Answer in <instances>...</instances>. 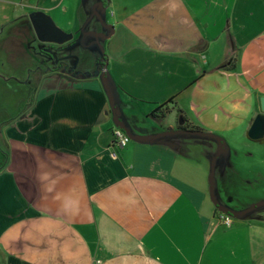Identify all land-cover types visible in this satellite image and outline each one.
Listing matches in <instances>:
<instances>
[{
    "label": "crops",
    "instance_id": "1",
    "mask_svg": "<svg viewBox=\"0 0 264 264\" xmlns=\"http://www.w3.org/2000/svg\"><path fill=\"white\" fill-rule=\"evenodd\" d=\"M33 12L73 35L49 62L83 75L42 54L48 67L29 102L7 95L0 106V264H264V211L227 215L226 226L209 199L216 141H129L113 158L116 128L94 73L104 57L131 134L177 130L180 110L226 140L260 112L264 0H0V45ZM223 168L220 179L235 174Z\"/></svg>",
    "mask_w": 264,
    "mask_h": 264
},
{
    "label": "rangeland",
    "instance_id": "2",
    "mask_svg": "<svg viewBox=\"0 0 264 264\" xmlns=\"http://www.w3.org/2000/svg\"><path fill=\"white\" fill-rule=\"evenodd\" d=\"M25 20L27 26L22 33H18L20 37L17 35L15 36L14 32H12L9 35L14 34V37L4 41V45H0V59H2L4 63L3 67L0 66L1 108L11 103L7 95H10V99L15 103L16 107H22L29 102L28 95L33 88L38 86L40 75L43 73L42 70L44 65L42 63L50 61V57L47 58L46 56L47 60H42V54H49L51 50L54 51L59 48V45L40 43L36 39L31 27H29L28 16L25 17ZM30 48H33L37 53L35 54ZM96 52H98V49ZM31 54L35 55L33 61L30 57ZM91 56L90 54L89 60H86V63H84L86 68L91 67ZM83 61L84 58L80 56V62ZM31 66H34L33 70L29 69L27 72L26 67L32 69ZM48 66L51 68L57 67L56 64L53 65L51 62H49ZM48 66H45V68ZM4 91L8 93L5 94V96L3 95ZM179 99L180 95L175 101L177 102ZM3 115L4 113L0 112V117ZM248 129L245 130L244 126H237L225 133V141L228 146L225 147L218 157V162H216L215 167H213L214 196L221 206L225 207V205H229V210L231 211L247 210L252 205L264 202V143L251 141L247 136ZM212 160L208 166L209 172L207 171L206 176L207 183L212 169ZM220 164L221 169L223 165H225V168L222 170L223 173L226 174L228 172H226V169L230 166L235 174L229 177L230 174L227 173L226 177L220 179V172L218 169ZM219 194L223 195V200L219 198ZM263 211L264 206L259 207L248 213L247 217L253 218L258 216L257 214L259 212ZM215 214L217 216V213Z\"/></svg>",
    "mask_w": 264,
    "mask_h": 264
},
{
    "label": "water",
    "instance_id": "3",
    "mask_svg": "<svg viewBox=\"0 0 264 264\" xmlns=\"http://www.w3.org/2000/svg\"><path fill=\"white\" fill-rule=\"evenodd\" d=\"M99 6H101V3H99ZM103 9V8H102ZM29 18V24L31 26V29L36 37V39L40 43H46V44H52V45H63L68 43L72 40L73 35L64 32L61 30L55 22L46 14L41 12H33L28 15ZM100 38L104 39V35H98ZM95 75H99L101 79V83L103 86V89L105 91V94L108 99L109 107H110V114L112 117L113 124L115 125L116 129L121 130L129 139L130 141L137 142V143H151L155 141L158 138L165 137V136H173V135H181V134H188V135H195L200 136L204 138H210L214 139L217 143V152L216 155L211 159V173L209 175V181H208V189H209V196L212 204L215 206V208L220 212L221 214L233 216L234 218L243 219L245 215L250 213L251 211H254L255 209L264 206V202L258 203L256 205L250 206L247 210L243 211H228L229 209H226L225 207L221 206L217 199L214 196V174H213V167H215V163L218 160V157L221 155L223 150L226 147V142L221 137H216L212 135L211 133H203V132H192V131H186V130H173V131H167L163 132L157 135H135L131 134V132L125 127L124 123L120 119V112L119 109L115 106L113 93L111 90V85L109 82V77L106 71V61H105V67L100 72L98 70H95ZM179 125H183L182 120H179ZM248 138L253 142H261L264 140V97L260 98V112L254 117L248 132H247Z\"/></svg>",
    "mask_w": 264,
    "mask_h": 264
},
{
    "label": "built area",
    "instance_id": "4",
    "mask_svg": "<svg viewBox=\"0 0 264 264\" xmlns=\"http://www.w3.org/2000/svg\"><path fill=\"white\" fill-rule=\"evenodd\" d=\"M113 137L114 139L111 144V146L113 147V152L111 153V156L113 158H117V152H115V150H121L125 148L130 139L119 129L114 130ZM222 221L226 226H230L233 222L232 218L229 216H224Z\"/></svg>",
    "mask_w": 264,
    "mask_h": 264
},
{
    "label": "trees",
    "instance_id": "5",
    "mask_svg": "<svg viewBox=\"0 0 264 264\" xmlns=\"http://www.w3.org/2000/svg\"><path fill=\"white\" fill-rule=\"evenodd\" d=\"M50 57H51V56H50ZM103 59H105V58L103 57ZM104 67H105V63H104V65H102V64L99 63V65L97 66V69H96V70H98V71H99V70H102V69H104ZM87 76H89V74H87ZM172 102H173V98L170 99L169 102H167V103H172ZM165 106H166V104L163 105V106H161V107H159L155 112L152 113V115H153L154 117H156L157 119H161L160 116H155V113L161 112V110H162ZM178 112H179V113H182V116L180 117V119H181L182 122H183V125H180V127L178 128L179 130H182V131H183V130H186V131H192V132H203V133H205V131H203L202 129H200V128L194 126V125L191 124V123H189V121L185 118L183 112H181L180 110H178ZM211 134H212V133H211ZM212 135H214V136H216V137H219L218 135H215V134H212ZM261 143H264V140L261 141ZM228 211H230V210H228ZM215 212H216L218 215L220 214V213L218 212L217 209H216ZM223 216H227V215H223ZM243 218H248V217H247V215H245Z\"/></svg>",
    "mask_w": 264,
    "mask_h": 264
},
{
    "label": "flooded vegetation",
    "instance_id": "6",
    "mask_svg": "<svg viewBox=\"0 0 264 264\" xmlns=\"http://www.w3.org/2000/svg\"><path fill=\"white\" fill-rule=\"evenodd\" d=\"M34 36V35H33ZM34 53H37V51H35L34 50ZM46 56L47 57H50L48 54H46ZM50 59H51V57H50ZM52 60V59H51ZM99 63L100 64H102V65H104V63H105V59H103V57H102V59L97 63V65H96V67H95V70L97 69V66L99 65ZM43 64V63H42ZM45 67V66H44ZM57 71H59V72H61V73H64V74H67L68 76H72V77H77V78H79V77H81L82 75L80 74V73H75V72H73V70H67L66 68V65H64V64H58V66H57ZM101 70H99V72H100ZM161 117V116H160ZM163 117V116H162ZM161 117V118H162ZM179 120H180V118L178 117V119L176 120V124H177V126H176V128L178 129L179 127H180V125H179ZM226 209H228L227 207H225Z\"/></svg>",
    "mask_w": 264,
    "mask_h": 264
}]
</instances>
